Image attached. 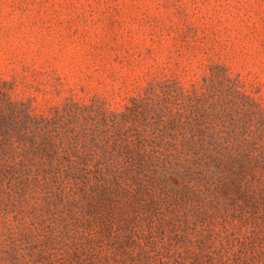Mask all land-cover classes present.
<instances>
[{"label":"rangeland","instance_id":"1","mask_svg":"<svg viewBox=\"0 0 264 264\" xmlns=\"http://www.w3.org/2000/svg\"><path fill=\"white\" fill-rule=\"evenodd\" d=\"M0 264H264V0H0Z\"/></svg>","mask_w":264,"mask_h":264}]
</instances>
